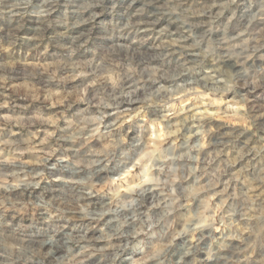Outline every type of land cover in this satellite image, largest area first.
Masks as SVG:
<instances>
[{
  "label": "clouds",
  "instance_id": "clouds-1",
  "mask_svg": "<svg viewBox=\"0 0 264 264\" xmlns=\"http://www.w3.org/2000/svg\"><path fill=\"white\" fill-rule=\"evenodd\" d=\"M0 264H264V0H0Z\"/></svg>",
  "mask_w": 264,
  "mask_h": 264
}]
</instances>
